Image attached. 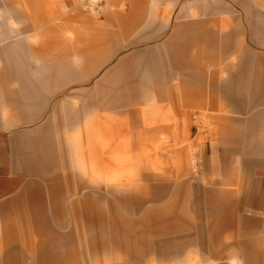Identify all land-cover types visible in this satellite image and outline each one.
Masks as SVG:
<instances>
[{"label":"rangeland","instance_id":"rangeland-1","mask_svg":"<svg viewBox=\"0 0 264 264\" xmlns=\"http://www.w3.org/2000/svg\"><path fill=\"white\" fill-rule=\"evenodd\" d=\"M19 1L25 8L24 16L20 20H10L9 33L0 41V80L4 87L0 95V143L8 149L9 140L13 145L11 155L9 151L8 170L0 173V257L14 248L19 249V253L12 264L35 263L34 254L45 241V235H38L40 230L35 220L23 221L15 211L17 205L27 198V189L33 182L41 186L45 197L53 196L50 193L53 188L56 194H63L67 203L78 200L81 195H68V190L76 188L78 176L101 183L102 187L107 185L109 191L115 184L130 189V205L137 199H150L158 194L164 182L170 184L168 197L186 182L192 218L183 225L175 219L146 215L148 210L163 202H148L138 213L122 207L118 211L119 221L121 217L118 230L125 244L122 248L114 243L111 234L114 220L117 221V214L111 213L114 195L94 196L89 200L93 207L97 206L92 220L80 219L78 224L70 226L80 233L81 239L75 233L70 244L63 245L70 250L68 255L59 258L62 264H245L241 257L216 259L207 248L200 246V221L195 201L205 188L234 191L240 188L241 181H245L244 191L232 198L239 200L233 231L227 229L222 236L227 239L231 235L233 241L239 243L248 241L255 245L257 255H264V175L244 173L238 160L242 144L231 145L228 153H223L227 148L220 140L224 133L238 128L239 121L254 111L250 114L235 111L219 84L232 78L230 71L235 70L240 56L254 54L257 60L253 63L264 64V47L253 34L263 31L264 0H246L248 7L246 4L243 7L241 0H214L225 4L223 12L206 17L217 29L219 41L238 26L240 34L233 42H243L242 46L233 42L222 45L220 41L215 49L199 58L191 51L190 56L196 58L198 64L191 81L186 82L178 72L166 68L164 72L172 73L173 78L161 80L158 86L152 87L150 98L128 108H92L83 117V124L88 122L89 126L83 125L79 131H65L76 141H69L63 135L62 144L58 124L51 116L52 102L68 93L79 94L84 89H93L95 82L118 60L134 50L152 47L161 50L176 24L184 20L182 17L191 3L189 0ZM2 22L4 19L0 17ZM22 22L28 29L20 28ZM43 63L63 65L70 77H87L89 82L68 87L55 99L40 90H22L24 81L35 80L31 74ZM34 91L41 98H36ZM81 102L80 98L72 100L75 106H80ZM45 123L49 124L51 138L48 149L57 156L52 176L49 179L31 176L27 165L22 176L14 177L12 163L16 168L17 162H28V156H33L38 149L37 136ZM156 129L176 133L177 139L168 138L165 148L157 149L159 144L152 145L149 138V133ZM80 134L92 137L82 143L76 138ZM175 149L186 151L183 155L176 154ZM112 155L116 163L113 172L96 167L97 164L102 166L103 158ZM181 159L191 165L186 178L182 177ZM106 191L100 192L107 194ZM89 202L82 201L83 204ZM103 220L105 232L102 231ZM6 229L12 232L11 239L3 235ZM53 229L58 233L70 230ZM183 237L192 239L187 242L184 257L168 258L146 248L147 244L169 238L181 242ZM141 249L143 254L136 258Z\"/></svg>","mask_w":264,"mask_h":264},{"label":"crops","instance_id":"crops-1","mask_svg":"<svg viewBox=\"0 0 264 264\" xmlns=\"http://www.w3.org/2000/svg\"><path fill=\"white\" fill-rule=\"evenodd\" d=\"M189 2L191 6L184 13L182 17L184 20H180L176 24L168 40L162 43L161 50L158 47H152L145 50L132 51L129 56L118 60L108 72L97 80L93 89L85 87L87 89L79 92V94L68 93L67 95L60 96L59 99H55L58 97V94L60 95V92H64L68 87L87 85L89 79L81 76L70 77L67 74V67L55 65L54 63L38 65L39 70H33L34 72L31 74L35 80L22 82L24 88L22 90L30 92L34 89L35 91L40 90L50 95V98L55 99L51 106V116L58 124L57 132L60 144L65 141L63 135H66L69 141H76L70 138L65 131L76 129L79 131L83 125L87 128L89 126L88 122L83 124V117L92 108L100 107L106 110L128 108L147 97L150 98L152 96V87L158 86L161 80L173 78L172 73L164 72L166 68L178 72L186 82L191 81L190 78L194 76L196 67L198 66L197 59L190 56L191 51L196 52V57L199 58L206 51L215 49L221 41L217 37V29L213 25L212 20H208L206 17H213L223 12L225 4L217 3L214 0H189ZM241 4H243V7H245V4L248 7L246 0H241ZM24 13L25 8H23L19 0H0V17L4 19V22L0 23L1 42L9 33L10 28L7 24H10V20L12 18L20 20L23 18ZM23 25L25 23L21 24L20 28L28 29V27L24 28ZM262 29V32L253 34L257 37L256 41L258 44L264 47V27ZM239 34L240 28L238 26L232 32L225 33L222 37V45L237 40L236 37ZM233 44L242 46L243 42L236 41ZM243 60L251 61V63H243ZM253 60H257L254 54L240 56L237 67L235 70L230 71L232 78L222 80L219 83L221 91L227 95V100L230 101L235 111L240 114H250L254 111L245 120L239 121L240 125L238 128L224 133L220 140L227 148L223 153H228L227 150H230L231 145L242 144L243 151L238 160L244 173L264 175V108L259 109L264 107V64H254ZM12 73L14 74L15 72L13 71ZM194 82H199V80H194ZM31 84L37 88H33ZM3 91L4 87L2 86V80H0V95ZM35 91L33 95L36 98H41L38 92ZM77 95L78 97H76ZM75 98L82 100L80 106H75L72 103V100ZM38 105L43 107L41 103ZM45 124L46 126L43 131L37 136L38 149L34 152L33 156H28V162L27 160H24V163L23 161L17 162L16 168L14 163H12V174L14 177L22 176L27 171V165L31 176L36 175L46 179L52 176L57 156L54 151L49 150L51 145L49 128L47 126L49 124ZM91 137V134L85 135V137L82 134L76 136L77 140L82 143L90 140ZM149 138L152 145L159 144L157 149H163L165 148V141L168 138L177 139V136L176 133L172 134L163 129H156L149 133ZM12 147L11 140H9V149L8 146L0 143V173H5L8 170L9 151L11 155ZM114 147L118 149L116 145ZM117 149L115 152L118 153ZM185 149H175L174 151L176 154L183 155ZM184 159H181V169L183 173L182 177L186 178L190 175L191 165L185 162ZM101 163L102 166L97 164L96 167H100L105 171L109 170V172L114 171L116 163L113 155L103 158ZM77 171L79 172L78 169ZM91 180L78 176L76 188L68 190V195H81L82 197H79L78 200H73L71 203L66 202L62 193H57L58 196L55 190H52L53 188L50 190L53 196L51 197V194H49L45 197L41 186L36 182L31 183L27 189V198L17 205L15 211L22 216L23 221L27 219L35 220V225L40 230L37 232L38 235H45V241L39 245L37 253L34 254L36 256L34 264H62L59 258L61 255H68L70 250L68 249L69 247L63 248V245L70 244V240L75 236V233L77 237L80 234L70 226L78 224L80 219L92 220L94 208L97 206L93 207L91 205L92 202H89V200H92L94 196L104 195L106 197V195H114L111 203V213L117 214V221L114 220V230L110 231L114 243L122 248H124L125 244L118 230L121 222V217L120 221L118 219V211L122 207L138 213L148 202H163L159 206H154L148 210L146 215H155L159 218L165 217L169 220L175 219L176 223L182 221L183 225L191 221L192 216L188 210L191 197L188 193L189 187L186 182L181 183L173 191L171 197H168L170 196L168 190L170 184L164 182V187L158 194L152 196L150 199H137L133 205H130V189L115 184L112 186L113 190L109 191L107 185L102 187L101 183H95ZM241 183L240 188L234 191H214L205 188L201 192V195L197 197L195 201L200 221V237L198 240L200 246L207 248L216 259L241 257L245 264H264V255H257V250L253 248L254 244L248 241L240 243L233 241L231 235L227 239H224L222 236V233L227 229L233 231L232 228L234 227L232 226H234L236 221L235 212L239 200L235 198L232 200V198L244 191L245 181H241ZM103 190H107V194L100 192ZM84 199L89 203L83 204L82 201ZM201 209H204L203 212H201ZM80 212H84L85 214H80ZM102 212L101 207V214ZM105 226L106 224L103 220V232H105ZM54 227L60 230L70 228V230L67 233H58L54 231ZM3 235L9 239L12 238V232L7 229L3 231ZM78 238L81 239V237ZM188 240L190 241L187 237H183V240L179 242L173 238H169L152 245L147 244L146 248L149 247L155 253L168 258H180L185 255L187 242L189 243ZM207 241L211 243L209 244ZM57 242L61 243V245L58 246ZM251 247L252 249H250ZM251 250L252 252H250ZM18 253L19 249L14 248L7 251L4 257H0V264H12ZM137 253L138 257H134L139 258L143 254L142 249ZM67 264L69 263L67 262ZM237 264L240 263L237 262Z\"/></svg>","mask_w":264,"mask_h":264}]
</instances>
